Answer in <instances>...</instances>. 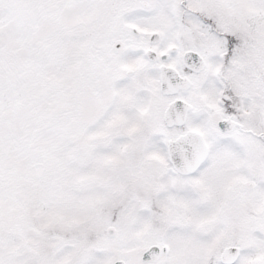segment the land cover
Here are the masks:
<instances>
[{"label": "snow or ice", "instance_id": "obj_1", "mask_svg": "<svg viewBox=\"0 0 264 264\" xmlns=\"http://www.w3.org/2000/svg\"><path fill=\"white\" fill-rule=\"evenodd\" d=\"M0 264H264V0H0Z\"/></svg>", "mask_w": 264, "mask_h": 264}]
</instances>
